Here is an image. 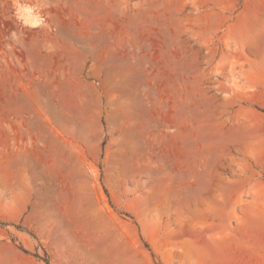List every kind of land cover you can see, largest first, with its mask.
Instances as JSON below:
<instances>
[{
	"label": "rangeland",
	"instance_id": "rangeland-1",
	"mask_svg": "<svg viewBox=\"0 0 264 264\" xmlns=\"http://www.w3.org/2000/svg\"><path fill=\"white\" fill-rule=\"evenodd\" d=\"M0 264H264V0H0Z\"/></svg>",
	"mask_w": 264,
	"mask_h": 264
}]
</instances>
